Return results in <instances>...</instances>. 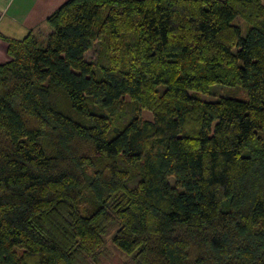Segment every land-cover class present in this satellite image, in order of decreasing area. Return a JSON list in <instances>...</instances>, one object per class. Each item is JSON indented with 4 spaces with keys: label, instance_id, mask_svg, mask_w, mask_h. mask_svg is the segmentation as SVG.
Instances as JSON below:
<instances>
[{
    "label": "trees",
    "instance_id": "trees-1",
    "mask_svg": "<svg viewBox=\"0 0 264 264\" xmlns=\"http://www.w3.org/2000/svg\"><path fill=\"white\" fill-rule=\"evenodd\" d=\"M45 22L0 63V264H102L107 237L123 264H264V0Z\"/></svg>",
    "mask_w": 264,
    "mask_h": 264
},
{
    "label": "crops",
    "instance_id": "crops-1",
    "mask_svg": "<svg viewBox=\"0 0 264 264\" xmlns=\"http://www.w3.org/2000/svg\"><path fill=\"white\" fill-rule=\"evenodd\" d=\"M65 0H0V63L8 60L6 39H22Z\"/></svg>",
    "mask_w": 264,
    "mask_h": 264
},
{
    "label": "rangeland",
    "instance_id": "rangeland-1",
    "mask_svg": "<svg viewBox=\"0 0 264 264\" xmlns=\"http://www.w3.org/2000/svg\"><path fill=\"white\" fill-rule=\"evenodd\" d=\"M235 24H240L243 29L244 33V25L242 23V20L240 18H237L234 20ZM51 31V28L46 24L43 23L42 26H37L32 32L33 34L37 37V40L39 42V45L44 47L45 46V41H46V36L48 33ZM212 94L210 96L206 95H201V98L204 100H213L214 96H225V95H232L234 96L236 91L234 89H228L223 86H213L211 88ZM240 99H245V92L242 89H239L238 93L236 94ZM140 116L143 119L150 120L152 118V115L150 112L146 110H142ZM170 183L172 184V178L169 179ZM105 249H107V253L104 254L102 257V264H123L126 263L129 260V257L126 256L123 253L118 252L110 243L109 238H106V244H105Z\"/></svg>",
    "mask_w": 264,
    "mask_h": 264
}]
</instances>
